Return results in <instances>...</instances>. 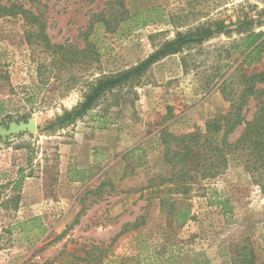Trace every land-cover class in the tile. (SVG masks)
Listing matches in <instances>:
<instances>
[{
  "label": "rangeland",
  "instance_id": "obj_1",
  "mask_svg": "<svg viewBox=\"0 0 264 264\" xmlns=\"http://www.w3.org/2000/svg\"><path fill=\"white\" fill-rule=\"evenodd\" d=\"M40 1L48 37L67 52L30 45L22 20L0 19V127H38L0 137V264H264V175L247 168V154L231 152L214 177L171 181L157 135L204 132L230 110L221 84L264 71V0H127L144 14L88 36L107 0ZM204 25L216 32L43 132L84 101L88 82ZM89 46L84 60L78 49Z\"/></svg>",
  "mask_w": 264,
  "mask_h": 264
},
{
  "label": "trees",
  "instance_id": "obj_2",
  "mask_svg": "<svg viewBox=\"0 0 264 264\" xmlns=\"http://www.w3.org/2000/svg\"><path fill=\"white\" fill-rule=\"evenodd\" d=\"M127 0H107V6L103 11L93 15L90 20L87 36L101 24L106 32L115 33L122 23L135 22L143 15L138 12L133 14L126 7ZM40 0H0V19L19 18L25 27V38L28 44L36 42L43 43L49 50L57 54L61 51L67 52L64 45L52 44L46 33L47 22L43 18ZM139 27V26H138ZM217 31L220 28L216 29ZM205 25L198 27L195 32L188 34L178 33V38L166 43L159 51L151 55L138 66L115 76L97 79L89 84V91L84 95V101L70 112L57 117L54 121L47 123L43 132L55 131L73 123L76 119L83 117L94 108L99 100L108 92L121 87L132 79L137 78L149 70L161 58L178 53L182 47L193 43L202 42L215 33ZM71 47V46H70ZM95 45H93L94 49ZM82 59H87L90 54V46L78 49ZM94 59L99 60L100 54L93 50ZM93 59V57H92ZM239 85V89L234 86ZM225 100L230 103V110L224 115L208 120L204 132L194 131L182 135H174L167 128L158 132L159 141L164 147L166 162L173 167L171 181L193 183L195 180L211 178L216 176L218 166L226 167L228 155L231 152H244L247 154L248 167L253 171L264 175V71L252 75L240 74L236 82L232 83L226 79L220 86ZM254 108L252 119H247L248 113ZM172 117H168L167 121ZM242 127L239 137L232 142L230 136ZM138 148L129 152L134 154ZM220 166V167H221ZM104 184L98 188L101 191ZM19 198L14 197L12 201ZM181 210V208L179 209ZM190 215L185 209L181 212L182 224Z\"/></svg>",
  "mask_w": 264,
  "mask_h": 264
},
{
  "label": "water",
  "instance_id": "obj_3",
  "mask_svg": "<svg viewBox=\"0 0 264 264\" xmlns=\"http://www.w3.org/2000/svg\"><path fill=\"white\" fill-rule=\"evenodd\" d=\"M37 129L38 127L34 120L19 123L13 122L9 128L0 127V137L6 140L10 136H16L24 132L35 133Z\"/></svg>",
  "mask_w": 264,
  "mask_h": 264
}]
</instances>
